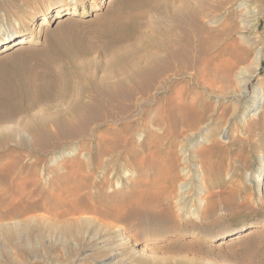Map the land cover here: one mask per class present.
I'll return each instance as SVG.
<instances>
[{
    "label": "rangeland",
    "instance_id": "374dc122",
    "mask_svg": "<svg viewBox=\"0 0 264 264\" xmlns=\"http://www.w3.org/2000/svg\"><path fill=\"white\" fill-rule=\"evenodd\" d=\"M64 1L0 0V37L19 27L32 39L16 43L15 38L10 47L0 46V88L13 91L7 101L0 102V189L7 194L17 191L22 197L20 208L31 207L30 226L36 223L33 216L44 218L49 210L62 212L81 200L88 205L99 203L116 217L107 219L108 226H94L82 214L84 224L72 237L45 230L38 233L22 223L29 227L19 229V240L10 243L0 237V264H264V0H77L84 15L56 17V5ZM195 8L197 18L191 13ZM197 21L216 34L201 46ZM225 40L232 46L240 43L249 59L260 52L258 64L247 60L231 69L227 61L232 58L218 45ZM185 44L197 55L195 62L184 58L180 67L165 74L163 88H157L160 79L154 82L151 101L143 106L145 115L139 116L128 101L126 112L116 114L98 132L108 126H130L129 121L135 120L127 133V151L121 150L122 166H108L112 171L108 168L102 185H96V178L93 184L84 182L76 197L67 194L62 176L72 179L66 188H73L79 178L70 168L75 169L77 161L89 162L91 153L66 138L57 145L50 141L44 147L32 146L31 133L47 120L50 128V119L66 117L70 105L86 100L97 82H116L131 64L162 54L165 45L179 50ZM242 73H247L246 82L240 79ZM178 94L195 100L196 114L202 118L182 133L175 147L176 182L172 186L165 177L160 182V194L169 202H157L133 215L134 183L141 188L144 180L154 179L157 173L149 163L140 170L133 167L128 152L131 140L141 137L138 124L142 120L150 121L151 129L159 133L161 126L152 121L164 117V112L154 106ZM83 142L94 150L95 139ZM144 147L142 157L168 171L166 149L158 151L153 143ZM191 150L195 159L184 168V153ZM161 211L173 217L169 220Z\"/></svg>",
    "mask_w": 264,
    "mask_h": 264
},
{
    "label": "bare ground",
    "instance_id": "6f19581e",
    "mask_svg": "<svg viewBox=\"0 0 264 264\" xmlns=\"http://www.w3.org/2000/svg\"><path fill=\"white\" fill-rule=\"evenodd\" d=\"M77 4H78L77 0L74 2L72 0H66L63 3L56 5L57 6L56 17H62L63 15H71V16H73V15H84L86 13L85 9H81V8L79 9ZM191 13L193 16H195V18H197V16L199 15V13H197L196 8L194 10H192ZM17 22L20 23V20L18 19ZM195 25H196V29L198 32L197 37L199 38L200 46L203 45L207 41V38L209 40V37H213L214 35H216V34H214V31L212 29H210L209 27H207L206 25H204V23L202 21H200V23H198V21H197ZM205 33H208V35L205 36ZM15 38H18V41L16 43H25V42H30L32 40L31 37H28L25 33H22L18 27L17 29H14L13 32L8 31V32H6V35L4 37H0V46L6 45L4 49L10 47V45H11L10 43L14 42ZM212 41H213V38H212ZM215 42H216V40H215ZM218 45L221 46L220 49H221V52L223 54H226L232 58V59H229L231 61H229L227 59L228 64H231L230 65L231 69L236 64H239L241 62H246L247 60L250 62V64H255V63L258 64L260 52H256V54L252 57V59H249V52L245 53V50L240 46V43L236 42L235 45L232 46L230 42H227L225 40L224 42H222ZM213 46H214V44H213ZM161 51L163 52L162 54H154L150 57V59L145 60V61H141L140 64H131L130 69L128 71L126 70L127 71L126 75L124 77H121L120 79H118L116 82H113V83H106L105 82L106 84L101 83V82H97V84L98 83H101V84H98V85L96 84V87H94V85L92 86L93 88L90 89L92 91H90L91 93H90V95L87 96L86 100H81V102H79L78 105H76V102L75 103L73 102L76 106L75 105L72 106L73 103L70 105L71 108H70L69 112L67 113L66 117L62 114L64 116V118L61 119L58 115L57 116V117H59L58 119H61V120L57 121V119H56L55 122H53V120L48 118V119H50V121L53 122V123L50 122L51 123V125L49 126L50 128H48L49 124H47V123H49V120H47L48 122L41 121V122L45 123L47 128L45 127V125L42 126L44 123L41 125L42 126L41 129H37L32 125H31L32 127L28 126L29 128H32V130L33 129L38 130V131L35 130L34 132L32 130H30L33 132V133H31L32 134V141L29 140V141H31L30 144L32 143L31 144L32 146L36 145L37 147L38 146L44 147L50 141H52L53 144L57 145L58 144L57 142L60 139L62 140V138H66L72 143H77L78 147L86 148V150L91 153L89 162H88V160L85 163L84 162H78V161H77V163H74L75 161L72 162V163H74L73 165L76 164V168L74 169V166H72V168H70V169L74 170V171H72V173H75L77 178H79L78 181L80 180L79 182H81V183H78L76 185L75 183H77L78 181H75V183H74L75 185L73 184V186H72L73 188L69 187L67 189L66 186H68L67 184H69L70 180H72V179L69 177H64L65 175L62 176L61 181H63L66 184L65 187H63V189L67 190V192L69 191L72 194H74L73 196L77 195V193L79 194L80 190H83V188L85 187L84 182L85 183L91 182V184H93L95 182L93 180L94 179L96 180V178H98V180H96V182H95L96 185H98V184L102 185L104 177L106 176V174H108V168H111V171H112V167H108V166H110V165L114 166L115 169L120 168L122 166L121 163L119 162V160L122 157L121 156V154H122L121 150L124 149L125 151H127V149H126L127 143L126 142H128L129 137H130L127 133H129L131 127L134 125L135 120L129 121L128 124L130 126L126 125L120 129H115V128L113 129V128H110L111 126H108V128H106L101 133H98V132H100V130H102V128L104 126L109 125L108 122H113V119L117 116L116 114H118L119 112H123L125 110V107L127 105L126 102H128V101H132V106L135 110H137L139 116L145 115L146 108H144L143 106L144 105L148 106L149 102L151 101V94L149 92L154 87V85H153L154 82L157 81L158 79H160V81H158L157 88L158 89L163 88L162 85L165 84L166 77H167L165 74L167 72L171 71L173 68L176 69V67H180L181 64H178V63L184 62L183 60H185V59L186 60L190 59V61L192 63L195 62V55L196 54L194 55L193 52L190 49H188L187 44L180 46L179 50H174L171 46L165 45ZM215 66H216V64H215ZM214 71H216V70H214ZM218 72H219V70H218ZM246 74L242 73V75L240 76V79L242 82H246L248 80V79H246L247 76L245 77ZM225 76H226V74H225ZM214 78H215V75H214ZM226 78H228V76ZM167 85L169 86V84H167ZM177 92L179 93L180 91H177ZM12 93H13V91L11 89H9L7 87H4V88L1 87L0 88V102L7 101ZM87 93H89V91ZM187 98H189V97H187ZM188 100H190V99H188ZM188 100L179 96V94H178L175 97H173V96L167 97L162 101H157L156 106H154L155 110H162L164 112V117H162V118L156 117L152 121V122H156L157 125L161 126L160 127L161 131L159 133H156L154 130L151 129V127L149 126L150 121H143L142 120L138 124L139 129L142 132V135L140 138L138 137L136 140H131V143H133V146L131 147L130 150H128V152L130 153V162L133 165V167L135 169H138V170H140L144 164L149 163V164H151L153 171L156 172L157 174H156V177L154 179L144 180L142 185L145 186L144 187L145 190H143V191L139 190L140 187L138 188L139 182L137 184L134 183L135 186L133 188V191L130 192L131 193V200H132V203L134 206L133 215H137L139 213H142L143 210H146L151 205L156 204L157 202H160V203L165 202V201L169 202V199H167V196L163 197V195L160 194V190H161L160 189L161 188L160 182L162 181L163 177H165V180H168V182L172 186L176 182V180L178 178L176 168H177L179 162H178V157L176 155L175 147L178 143L179 138L182 136V133L194 128L195 122L199 121L202 118V116L196 114L195 100H190V101H188ZM2 103L0 104V106L2 105ZM124 112H126V111H124ZM203 115H204V113H203ZM159 116H161V115H159ZM39 124H41V123H39ZM131 131H132V129H131ZM192 131L194 132L195 130H192ZM190 134H193V133H190ZM127 135L129 137H127ZM185 135H187V134L185 133ZM29 137H30V134H29ZM88 137L89 138L91 137L92 139H95V141H96L95 146H93L94 150H91L92 149L91 147H90L91 149H89V146L87 145V143L83 142L84 139H86ZM75 138H78V139L75 140ZM61 140L59 141V143L61 142ZM29 141H28V143H29ZM163 141H165V144H163ZM23 142L25 144V140H23ZM20 143H22V142H20ZM149 143H153L154 146L158 147V149H157L158 151H160L162 148L166 149L164 151V154H165L164 156H165V164H166L165 166L168 168V171H166L167 173L164 170V167H163L164 165H161L157 162H148V160H147L148 158H144V156L142 157L141 154L145 148L144 146H147ZM191 146H195V143H193V145H191ZM29 147H31V146L29 145ZM73 147H75V146H73ZM34 148H36V147H34ZM31 149H33V147H31ZM38 149H40V148H38ZM185 151H187V150H185ZM199 153H202V152H199ZM194 159H195V150L189 151L188 154L184 153V157H183V161H184L183 164H185L184 168L188 167L187 166L188 162H190ZM124 161H125V159H123L121 162H124ZM69 162H70V160H69ZM13 166L15 167L14 163H13ZM56 169H54V170L56 171ZM68 171L71 172L70 170H68ZM50 174H52V172ZM26 175L24 176V178L26 177ZM53 177H55V176H53ZM57 177L60 178L61 176L60 177L57 176ZM109 177H111V176H109ZM40 178H41V176H40ZM58 178H56V179H58ZM77 178H76V180H77ZM27 179L30 180L29 178H27ZM56 179H54V180H56ZM107 179H108V177H107ZM34 180H35V178H34ZM140 180H142V179H140ZM106 181L108 182V180H106ZM82 182H83V184H82ZM54 184H55V182H54ZM52 185H53V183H52ZM53 186H55V185H53ZM100 187H102V186H100ZM57 189H58V187H57ZM98 191H99V189H98ZM100 191H102V190H100ZM59 192H61L60 189H59ZM69 192L67 194H69ZM64 193H65V191H64ZM25 194H27V193H25ZM62 195H64V194H62ZM70 197H68V196L65 197V198H67L65 200H68ZM78 197H79V195H78ZM186 197H187V195L180 197V199H179L180 203ZM94 198H95V196H94ZM87 199H88V197H87ZM125 199H127V198H125ZM128 199L130 200V198H128ZM20 202H22V197L19 195V193L17 191H13L11 194H7L2 189H0V237L2 236L4 240H6L7 242H10V243L11 242L14 243V241H16V239H18V237H17V236H19L18 231L20 228L24 227V225H22V223L23 224L27 223V225L29 223V226H30V222H31L29 220V218L27 217V215L29 214V212L31 210V207L27 206L25 209H21L20 208ZM71 202H73V200ZM123 202H121L120 204H122ZM116 203H117V201H116ZM97 204H96V202H94L93 204L90 205V203H89V205H88L83 200H81V203L79 205L74 203L73 205L67 206L68 209H66L62 212L57 211L54 213L53 209H52V211L49 210L47 212V215L44 218H40V215H39V218L35 217V219H34V216H33L32 218H33V220L36 221V223L35 224L33 223L34 227L32 224H31L32 226H30V227L33 229L35 228V230L37 229L38 233L42 232V230H45L49 234L50 233H52V234L56 233V234H59L63 237L77 236L78 231L81 228L80 226L83 223L79 217L80 215L82 216V214H87L89 220L92 221L94 226L96 224L108 226L109 223H111V222H109V221L107 222V219L108 218H114L116 216L113 214V212H110V211H107L106 209H103L99 205V203H97ZM124 204H125V202H124ZM124 206H126V205H124ZM182 207H183L182 205H181V207H179L181 211L183 210ZM161 212L166 213V215H167L166 218H168L169 220L173 217V216H171L172 214H169V212H163V211H161ZM161 215H163V214H161ZM36 216H38V215H36ZM72 216H76V217H72ZM176 216L178 218H182V215L177 214ZM30 218H31V215H30ZM85 218H84V221H85ZM88 218H87V220H88ZM82 220H83V218H82ZM5 221H8V222H5ZM44 221H46V222H44ZM85 222H87V221H85ZM27 225H25V226H27ZM87 225H85V226H87ZM91 225H89V227ZM85 226H83V227H85ZM28 227H26V228L24 227V229H28ZM100 227L102 228V226H100ZM22 230H23V228H22ZM20 234H21V231H20ZM18 240H17V242H19Z\"/></svg>",
    "mask_w": 264,
    "mask_h": 264
}]
</instances>
